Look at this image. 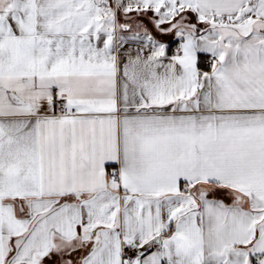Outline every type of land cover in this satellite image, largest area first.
Listing matches in <instances>:
<instances>
[{
	"label": "snow or ice",
	"instance_id": "obj_1",
	"mask_svg": "<svg viewBox=\"0 0 264 264\" xmlns=\"http://www.w3.org/2000/svg\"><path fill=\"white\" fill-rule=\"evenodd\" d=\"M0 264H264V0H0Z\"/></svg>",
	"mask_w": 264,
	"mask_h": 264
}]
</instances>
